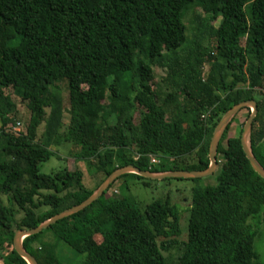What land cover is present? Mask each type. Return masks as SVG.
Segmentation results:
<instances>
[{
  "label": "trees",
  "instance_id": "trees-1",
  "mask_svg": "<svg viewBox=\"0 0 264 264\" xmlns=\"http://www.w3.org/2000/svg\"><path fill=\"white\" fill-rule=\"evenodd\" d=\"M155 66L165 72L158 79ZM61 81L70 114L64 131ZM10 86L30 110L26 132L10 129L18 123ZM244 100L258 104L250 141L264 166V0H0V264H28L14 248L16 230L82 202L117 167L207 168L215 126ZM92 116L99 124L90 132ZM237 117L218 146L216 183L193 190L176 264H264L254 246L264 235V178L243 150L242 125L229 135ZM63 142L79 147L76 161L103 173L94 188L79 167L41 172L50 147ZM193 153L196 163L178 162ZM107 191L26 236V250L39 264H67L58 243L85 254L81 264H166L164 251L181 232L178 207L158 199L142 212Z\"/></svg>",
  "mask_w": 264,
  "mask_h": 264
},
{
  "label": "rangeland",
  "instance_id": "rangeland-1",
  "mask_svg": "<svg viewBox=\"0 0 264 264\" xmlns=\"http://www.w3.org/2000/svg\"><path fill=\"white\" fill-rule=\"evenodd\" d=\"M193 14L194 10L191 9L187 11L185 15V22L188 28V36L191 37V28L193 23ZM206 67V66H205ZM207 68V67H206ZM155 78L158 79L165 74V72L158 66L154 67ZM60 86L62 87V95L64 99V116L63 121L64 125L62 131H64L65 127L68 125L70 121V114L68 112V91H67V82L61 81ZM5 93L9 94L13 101L17 104V114H16V122L19 124H15L17 129H21L22 132H26V124L30 117V110L27 107V102L22 100L19 96L18 90L16 88L10 86L5 88ZM262 108L264 107V101ZM113 104L112 99L110 98V93L108 91L105 92L104 96V113L108 114L110 111V105ZM49 111V108L47 109ZM250 108L245 107L239 113L236 121L233 123L229 135L238 134L240 127L244 125L246 119L250 114ZM141 112V108L134 113L133 121L134 123H138L139 115ZM88 127L90 132L93 131L96 125L99 124V120L97 117H89L87 118ZM1 125V121H0ZM15 130V129H14ZM43 129L40 128L39 135ZM62 145H53L50 149L54 152V154L40 165L41 172L44 173H52L54 171L59 170L65 166L70 167L71 169L79 167L83 172V182L88 188H94L97 181L103 176L102 172H98L86 161H76L75 155L79 151V147L70 144L67 142L61 143ZM197 157L195 153L187 155L182 159H179L178 162L182 163V165L193 164L196 163ZM177 162V161H176ZM180 165L179 167H183ZM216 183V171L213 174L197 177V178H181V177H166L163 179H152L144 176L138 177L132 174H126L116 181H114L111 188L107 191V196H110L112 193H116L118 197H128L134 200L136 205L142 210L145 211V206L151 203L154 200L168 199L171 204H175L180 210V229L181 232L177 236L178 244L173 246L171 249L164 251L166 264H176L178 257L184 251L185 245L184 241H186L188 235V225H189V215H190V207L192 202L193 190L199 186L206 185H214ZM262 226V225H261ZM264 233V226L261 227L260 233ZM45 240L55 242L54 237L51 233H47L44 237ZM58 243V242H57ZM255 248L261 253L264 258V235L261 237L257 236L254 241ZM57 250L62 257L63 261L67 264H81L85 254H77L72 251L69 246L65 244L58 243Z\"/></svg>",
  "mask_w": 264,
  "mask_h": 264
},
{
  "label": "water",
  "instance_id": "water-1",
  "mask_svg": "<svg viewBox=\"0 0 264 264\" xmlns=\"http://www.w3.org/2000/svg\"><path fill=\"white\" fill-rule=\"evenodd\" d=\"M245 107H249L251 111L243 125V129L241 132V144L252 168L262 178H264V166L255 157L251 149V141H250V135L253 128L254 118L256 117L258 112V104L256 100H244L231 106L215 126L210 139V145H209L210 164L207 168L196 169V170L173 169L167 171H151V170L140 169L139 167L133 164L117 167L101 182V184L92 192V194L82 202L75 204L71 207L65 208L64 210L52 215L48 219L42 221L36 227L16 230L13 238V244L15 250L21 257H23L27 261L28 264H39L37 259L30 252L26 250L23 244L24 238L31 234L39 233L43 229L47 228L51 224L58 221L59 219H62L66 216H69L75 212L84 209L85 207L96 201L101 195H103V193L110 188V185H112L114 181L117 180L118 177H120L125 173L133 172L141 176L152 179H163L170 176L181 177V178H197V177H204L213 174L217 170L219 165L217 160V152L224 131L226 130L227 126L232 121V119Z\"/></svg>",
  "mask_w": 264,
  "mask_h": 264
},
{
  "label": "built area",
  "instance_id": "built-area-1",
  "mask_svg": "<svg viewBox=\"0 0 264 264\" xmlns=\"http://www.w3.org/2000/svg\"><path fill=\"white\" fill-rule=\"evenodd\" d=\"M17 124H19V122H18ZM10 129H11V131H13V132H15V133H20V132H22L21 129L18 130L17 127H16L15 125H12V126L10 127ZM14 129H15V130H14ZM151 162H152V163H158V162H159V159L156 158L155 156H151Z\"/></svg>",
  "mask_w": 264,
  "mask_h": 264
}]
</instances>
